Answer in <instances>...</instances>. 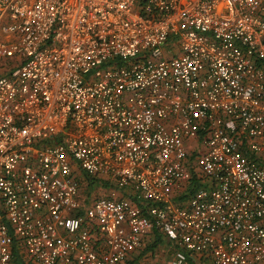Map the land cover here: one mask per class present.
<instances>
[{
  "label": "built area",
  "instance_id": "obj_1",
  "mask_svg": "<svg viewBox=\"0 0 264 264\" xmlns=\"http://www.w3.org/2000/svg\"><path fill=\"white\" fill-rule=\"evenodd\" d=\"M154 230L165 264H264V0H0V264Z\"/></svg>",
  "mask_w": 264,
  "mask_h": 264
},
{
  "label": "trees",
  "instance_id": "obj_2",
  "mask_svg": "<svg viewBox=\"0 0 264 264\" xmlns=\"http://www.w3.org/2000/svg\"><path fill=\"white\" fill-rule=\"evenodd\" d=\"M193 179L192 181L194 183H197V179H196V174L195 172L192 174ZM81 188H80V194H81V198H82V209L84 207H86L89 204V199L92 196L93 198H98L101 195L104 194V188L106 186H108V183H105L103 181H101L100 179H96V178H92V179H85L82 183H81ZM185 195H181L180 198H185ZM166 239V237L160 233L157 230L152 231V233H150V237L148 239H145L144 244L147 243V241L149 240L148 245L145 244L144 248L148 250V248L153 249L154 247L158 246L162 241H164ZM168 247L170 249H175L176 246L172 245L170 243V241L167 242ZM139 249L140 250V254H143L145 251V249ZM146 250V251H147ZM145 251V252H146ZM136 252V251H135ZM139 254V257H141V255ZM139 257L137 258V256L135 255H131L130 258L126 259L124 262L120 263V264H139L140 263V259ZM15 264H25L23 259L21 257H17L16 258V262ZM188 264H210L209 261H202L200 263H194L190 258L188 259Z\"/></svg>",
  "mask_w": 264,
  "mask_h": 264
},
{
  "label": "crops",
  "instance_id": "obj_3",
  "mask_svg": "<svg viewBox=\"0 0 264 264\" xmlns=\"http://www.w3.org/2000/svg\"><path fill=\"white\" fill-rule=\"evenodd\" d=\"M150 237V234L146 237V239H148ZM168 239L166 238L164 241H162L158 246L154 247L153 249L148 248L145 249L144 246L145 244L148 245L149 240L147 241V243H145L141 248L139 249H145V251H143V254H140V250H137L133 255L137 256V258L139 257V254L141 255V257H139L140 262H143L145 264H165V262L167 260L170 259V257L173 254V250L170 249L168 247ZM168 247V248H165Z\"/></svg>",
  "mask_w": 264,
  "mask_h": 264
},
{
  "label": "rangeland",
  "instance_id": "obj_4",
  "mask_svg": "<svg viewBox=\"0 0 264 264\" xmlns=\"http://www.w3.org/2000/svg\"><path fill=\"white\" fill-rule=\"evenodd\" d=\"M165 248H168V247L165 246Z\"/></svg>",
  "mask_w": 264,
  "mask_h": 264
}]
</instances>
